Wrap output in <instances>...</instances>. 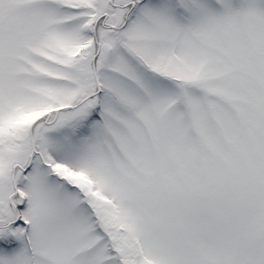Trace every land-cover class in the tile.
<instances>
[{
  "label": "rangeland",
  "instance_id": "rangeland-1",
  "mask_svg": "<svg viewBox=\"0 0 264 264\" xmlns=\"http://www.w3.org/2000/svg\"><path fill=\"white\" fill-rule=\"evenodd\" d=\"M96 3L0 0V264H264V0Z\"/></svg>",
  "mask_w": 264,
  "mask_h": 264
},
{
  "label": "flooded vegetation",
  "instance_id": "flooded-vegetation-1",
  "mask_svg": "<svg viewBox=\"0 0 264 264\" xmlns=\"http://www.w3.org/2000/svg\"><path fill=\"white\" fill-rule=\"evenodd\" d=\"M147 1L148 0H97L96 6H104V11H98L92 24L94 28H91L90 39L93 40V43L96 46L95 53L93 54L101 53V51L111 52L112 49H114L113 44L118 43V37L115 35L116 32L126 26L127 22L131 20V17L135 13V10H138V8ZM176 4L172 8V14L174 10L178 12L179 9L182 8V5ZM92 8L94 11H97L96 7L94 8V6H92ZM118 10H121V12L117 17L116 11ZM97 24H100L101 27H105L104 34H102L103 39L100 38L97 31ZM107 38H109V40ZM106 40H108V42L110 41L109 43L111 44H108ZM80 52L81 54L87 53L84 50H81Z\"/></svg>",
  "mask_w": 264,
  "mask_h": 264
},
{
  "label": "water",
  "instance_id": "water-1",
  "mask_svg": "<svg viewBox=\"0 0 264 264\" xmlns=\"http://www.w3.org/2000/svg\"><path fill=\"white\" fill-rule=\"evenodd\" d=\"M0 204H2V202L0 201Z\"/></svg>",
  "mask_w": 264,
  "mask_h": 264
}]
</instances>
